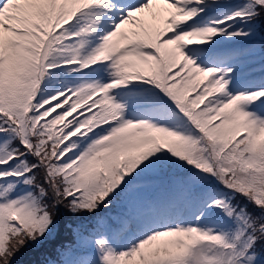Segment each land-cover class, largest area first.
Masks as SVG:
<instances>
[{"label": "snow or ice", "instance_id": "1", "mask_svg": "<svg viewBox=\"0 0 264 264\" xmlns=\"http://www.w3.org/2000/svg\"><path fill=\"white\" fill-rule=\"evenodd\" d=\"M0 264H264V0H0Z\"/></svg>", "mask_w": 264, "mask_h": 264}, {"label": "rangeland", "instance_id": "2", "mask_svg": "<svg viewBox=\"0 0 264 264\" xmlns=\"http://www.w3.org/2000/svg\"><path fill=\"white\" fill-rule=\"evenodd\" d=\"M85 224H87L88 222L85 221ZM41 257L39 256V254H34V253H29L25 256H23L21 259L24 261H29V259H34V260H39Z\"/></svg>", "mask_w": 264, "mask_h": 264}, {"label": "trees", "instance_id": "3", "mask_svg": "<svg viewBox=\"0 0 264 264\" xmlns=\"http://www.w3.org/2000/svg\"><path fill=\"white\" fill-rule=\"evenodd\" d=\"M32 260H34V259H29V261H32Z\"/></svg>", "mask_w": 264, "mask_h": 264}]
</instances>
